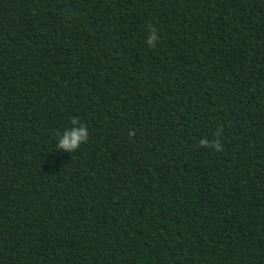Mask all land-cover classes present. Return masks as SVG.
Instances as JSON below:
<instances>
[{
	"label": "trees",
	"instance_id": "16d2710c",
	"mask_svg": "<svg viewBox=\"0 0 264 264\" xmlns=\"http://www.w3.org/2000/svg\"><path fill=\"white\" fill-rule=\"evenodd\" d=\"M0 264H264V0H0Z\"/></svg>",
	"mask_w": 264,
	"mask_h": 264
},
{
	"label": "clouds",
	"instance_id": "9594fccd",
	"mask_svg": "<svg viewBox=\"0 0 264 264\" xmlns=\"http://www.w3.org/2000/svg\"><path fill=\"white\" fill-rule=\"evenodd\" d=\"M151 36L148 38V45L150 47L155 48L156 45L154 41L159 39V36H157V32L155 28L151 29ZM73 123H78L79 120L76 117L71 118ZM134 131L129 132V135H134ZM59 137V144L57 145V148L59 150H67L69 153L75 152L79 149L80 145L82 143H86L89 139V131L86 125H83L77 129L71 130V131H65L64 135L61 137L60 133H57ZM210 142L205 139L200 141V146L203 147L205 145H208ZM214 145V148L216 151L222 150V145L219 141L211 142Z\"/></svg>",
	"mask_w": 264,
	"mask_h": 264
}]
</instances>
